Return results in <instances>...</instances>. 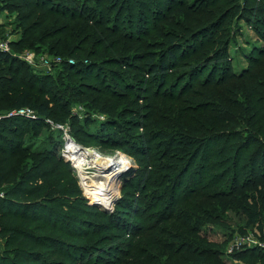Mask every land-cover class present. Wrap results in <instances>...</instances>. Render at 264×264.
Segmentation results:
<instances>
[{
  "label": "trees",
  "instance_id": "obj_1",
  "mask_svg": "<svg viewBox=\"0 0 264 264\" xmlns=\"http://www.w3.org/2000/svg\"><path fill=\"white\" fill-rule=\"evenodd\" d=\"M169 1L173 3L166 1L165 9H138L144 18L139 27L134 21L133 4L134 10L124 11L125 0H105V4L103 0H94L91 7L78 0H2L0 11H7L10 6L20 9L18 25L23 28L25 37L11 43L15 50L37 44L42 48L49 42L47 48L52 53L73 57L86 53L88 58L99 55L104 60L103 65L119 66V69H106L116 75L107 79L103 78L106 70L97 71L101 65L96 60L85 63L78 58L76 64L66 67L68 74L65 76L70 80L61 81L68 96L97 90L105 96L101 100L102 109L119 110V101L115 98L120 94L115 88L124 87L121 74L131 70L158 79L159 86L166 87L160 94L171 103L169 110L178 116L179 123L175 125V133L153 127L152 139L159 140L157 146L166 150L163 156L173 153L171 157L186 164L174 166L171 178L161 183L162 186L166 184L167 193L163 196L167 208L156 214L153 229L151 225H141L140 235L127 242L128 249L122 251L123 257L110 263L230 264L224 258L227 241L213 240L202 228L208 222L216 223L224 218L225 201L219 199L232 196L235 190H239L234 196L237 202L228 204V209L244 214L247 226L257 224L261 230L264 227V169L261 168L260 180L256 167L259 161L264 164V48L259 49V56H251L249 65L240 73L222 63L212 68V73L210 70L204 80L198 79L201 86L210 88L211 95L217 97L222 111L223 105L230 107L229 114L220 115L221 118L215 116L216 119L188 102L202 94L191 87L193 84L181 85L185 79L183 75L174 76L171 83L168 76L181 60L194 54L199 57L188 71L208 68V55L222 52L223 39L200 42L204 51L197 47L188 49L187 41L223 24L229 10L224 9L219 0H195L199 5H193L194 0L192 3ZM201 4H206L207 8ZM261 4L260 10L264 11V3ZM198 13H203L202 18L196 16ZM243 18L247 17L243 15ZM195 19L201 24L194 26ZM262 37L264 39V34ZM112 51L118 55H112ZM217 72L220 75L215 79ZM50 76L36 74L29 64L0 50V114L29 106L41 117L37 120L11 117L0 121V194L3 193L0 195V239L4 240L6 249L4 254L0 253V264H90L82 262L85 259L82 249L89 248L88 245L65 239L84 240L89 236L90 241L97 239L103 223L88 221V217L106 218L104 212L88 205L82 197L76 173L71 164L58 155L56 148L33 149L23 141L25 135L32 140L40 134L41 128L47 125L43 118L70 115L67 106L71 99L62 96L65 101L56 99L55 91L47 87L51 85ZM213 81L215 84L211 85ZM233 98L243 101L232 102ZM131 121L136 126L142 123L137 118ZM195 122L200 128H195ZM241 122L251 125L252 129H244L248 134L236 129ZM228 126L233 127L229 129ZM108 127V123H104L100 130L105 133ZM95 137L80 133V140L85 144L94 142ZM49 139L55 141L53 136ZM153 160L156 170L160 167L159 159ZM192 168L194 173L202 174L185 182ZM247 170L253 175H245L244 182L238 185ZM252 182L256 187L254 194L242 193L241 189L245 190ZM228 186L232 191L225 190ZM109 229L111 225L104 230ZM232 256L257 258L254 264H264V253L256 248L240 250Z\"/></svg>",
  "mask_w": 264,
  "mask_h": 264
},
{
  "label": "rangeland",
  "instance_id": "obj_2",
  "mask_svg": "<svg viewBox=\"0 0 264 264\" xmlns=\"http://www.w3.org/2000/svg\"><path fill=\"white\" fill-rule=\"evenodd\" d=\"M78 1L81 3L85 2L84 4L90 7L95 4L94 0ZM103 1L105 4V0ZM126 1L127 0H125V2ZM166 1L167 4L173 3L169 0H128L126 6H124V11L130 12V10L136 9L134 21H136L137 27H139L144 23V18H142L143 15H141L142 12H140L142 8L152 7L153 9H165ZM188 1L187 3H192V0ZM219 3L224 6V9L229 10V15L223 21V24L217 25L214 29L203 32L201 36L187 41V48L191 49L197 47V50L201 49V51H204L202 49V42H207L212 38H220L223 39L225 43L222 52L208 55L210 56L206 64L208 68H201L190 72L188 70L192 69L194 59L199 56L194 54L189 58H184L174 70L172 69L169 72L170 76H168V80L169 83H171L175 79L174 76L178 74L183 75L185 79L181 81V85H183V83L188 85L193 84L191 87L202 94L188 102L194 103L195 107L203 108L208 114L214 117L217 116L221 118L220 115H227L230 113V107L225 104V106L223 105V109H225L222 111L220 109L221 103L217 100V97L211 95L209 92L210 88L201 86L199 82L204 80V76H206L210 70L212 73V68L216 65L222 63L226 64V67L230 65L235 73H240L249 65L251 56L260 55L259 49L264 48V39L262 37L264 34V11L260 10L262 7L261 3H264V0H219ZM96 5L98 7V4ZM193 5L199 4L195 1ZM201 7L207 8L206 4L203 6L201 4ZM202 14L198 13L196 16L202 18ZM19 15L20 9H16L13 6H10L7 11H0V42H8L9 52L17 56L21 61L29 64L36 74L47 73L51 75L49 79L51 85L47 87H51L52 91H55L54 93L57 94L55 95L57 100L61 99L65 101V98H61L62 96L69 97L72 101L67 106V109L70 111L69 116L63 117L56 114L48 117L51 122H45L47 125L41 128L38 136H34V138L30 140L28 136L25 135L23 141L33 149L41 150L46 147H51V149L56 148L58 155L63 157L64 160L72 166L74 163L73 160L68 155H65V134L69 133L77 141V144H80L82 147H92L97 150L100 155L106 157L123 154L131 161L132 165L129 166L127 172L120 177L117 183L116 194L112 198L107 195V191L97 192L99 193L98 196L96 195L97 193L95 196L90 195L91 193L88 191V187L95 183H103L90 180L92 174L96 172V168L93 167L82 170L73 168L77 177V185L81 188L82 197L86 200L88 205L96 206L101 212H104L106 218H99L97 216L88 217V221L98 224L103 223L101 227L104 228L100 227L101 230H99V237L97 239L90 241L89 236V238L84 240L76 238H72V240H70L71 238H66L65 240L69 242L74 241L75 243L78 242V245H88L89 248L82 249L85 251V254H83L85 259L81 258L83 260L82 262L90 264H111L110 262L117 261L119 257H123L122 251L128 249L127 242L131 239H136L140 235L142 230L141 225H144V227L151 225L150 227L153 229V219L156 214L165 211L167 208L165 205L166 198L163 196V194L167 193L164 190L166 184L162 186L161 183L171 178L169 175L175 172L173 171L174 166L182 167L186 162L171 157L173 153L163 156L166 150L157 146L159 140L152 139V130L154 127L155 129H165L168 132L175 133V125L179 123V118L174 112L169 110L168 104L171 103L167 102V100H164L162 97L166 87L162 88L159 86L160 80L147 77L146 75L144 76V73L142 72L140 74L138 70H131L130 73L121 74L125 85L123 88H115L117 91L119 89V93L117 92V94H120L115 98L119 101V110L108 111L107 109H102L100 106L102 104L101 100L105 98V96L101 92H97V90L96 92L88 90L85 95H79L77 92H74V94L68 96V94L65 93V85L61 81L70 80L65 76L68 74L66 67L76 64L77 61H79L77 60L78 58L85 63L93 62V59L96 60V63L101 65L100 68H97L98 72L106 69H119V66L114 64H109L107 66L103 65L102 62H104V60H102L99 55L94 56V58H88L86 53H77L74 57L63 53H52L47 48L49 42H45L46 44H43L42 48L38 47L37 44L34 47H24L20 50H15L11 43L25 37L23 28L18 25ZM243 15L247 18H243ZM126 21L127 20H123V22ZM154 21L153 19V23ZM191 24H193V22ZM200 24L199 21H194V26ZM194 29H196V27H194L193 30ZM134 30L137 32V29ZM153 33L152 29L151 34L154 35ZM129 42L130 44L133 43V41ZM147 50L144 51L147 52ZM131 51L132 50L129 52ZM111 53L112 55H118V53L113 51ZM29 54L33 56L34 63L32 64L25 60ZM225 54L227 57L224 58ZM57 56L61 57V61L58 63H51L52 66L44 62L45 59L50 60ZM138 63H143V61L138 60ZM124 67L125 66L122 68ZM60 73L63 75L62 79L60 78L62 76L59 75ZM219 73L220 72H217V74H215V79H218ZM115 76V72L111 70H106V72L103 73V78L109 79ZM193 79H195L194 82H192ZM93 83L96 84V82ZM214 84L215 81L211 83V85ZM38 85L40 86L41 82H39ZM157 95L160 97L157 98ZM122 96H124V98H122ZM62 101L59 100V102L63 104ZM235 101L242 102L243 100L241 98H233L232 102ZM177 103L181 102L178 101ZM244 115L247 116V114ZM133 118L139 119L142 123L136 126L135 122L131 121ZM196 122L195 128H200V124ZM104 123H108L109 126L105 133L100 130L101 125ZM193 125L194 123H192V126ZM232 127L228 126L229 129ZM236 129L244 130L252 128L249 123L241 122ZM248 132L249 131L244 130V134H248ZM80 133L86 136H91V134L95 135V141L90 144H85L80 140ZM146 133L147 135H145ZM51 134L53 139L55 138L56 143L49 139V137H52ZM206 153H208V151ZM154 158L159 159L157 164L160 167L156 170L155 167H153ZM207 159H209V157H207ZM164 166H171L172 168L167 169ZM256 167L259 170L258 178L262 180L261 168L264 169V164L259 161ZM194 169L199 170L198 167ZM193 171L192 168L187 172L185 182L193 178L197 179L199 175L202 174L200 173L198 175L197 172L194 173ZM243 175L244 177L239 181L238 185L244 182L246 179L245 175H253V173L247 170ZM116 180L118 179L114 181L116 182ZM199 181H201V176ZM225 190L227 192L232 191L229 186ZM238 191L239 190H235L230 197L219 199L223 203L225 201L226 211L222 213L224 218L216 223L208 222L203 226L202 231L205 233L207 232L215 241H227L224 258L227 259L230 264H254L257 263V258L236 259L233 256V258H231V255L240 251L237 248L231 249L237 235L249 233L258 236L256 231L258 230L257 224L254 226H247V220L244 214L236 213L233 208L228 209L230 204L237 202L234 196ZM241 191L244 194H254L256 187L252 182L245 190L241 189ZM0 195H3V193ZM183 195H185V191ZM168 214H170V212ZM66 219V221H69V218ZM109 225H111V229L104 230L106 227H109ZM259 238H264V236ZM254 248L264 253V249L260 247ZM5 251L4 240L0 239V253L4 254Z\"/></svg>",
  "mask_w": 264,
  "mask_h": 264
},
{
  "label": "bare ground",
  "instance_id": "obj_3",
  "mask_svg": "<svg viewBox=\"0 0 264 264\" xmlns=\"http://www.w3.org/2000/svg\"><path fill=\"white\" fill-rule=\"evenodd\" d=\"M67 155L73 160L72 168L86 169L96 168V172L92 174L90 180L97 181V184L88 187L91 196H95L97 192L107 191L109 197L116 194L117 183L125 174L130 166V160L123 154L115 156H103L92 147L83 148L77 144L69 146ZM87 165V166H86ZM115 179L116 182L114 181ZM97 196L99 193L96 194Z\"/></svg>",
  "mask_w": 264,
  "mask_h": 264
},
{
  "label": "built area",
  "instance_id": "obj_4",
  "mask_svg": "<svg viewBox=\"0 0 264 264\" xmlns=\"http://www.w3.org/2000/svg\"><path fill=\"white\" fill-rule=\"evenodd\" d=\"M1 4H2V0H0V6H1ZM0 50L9 52V43L8 42H6V43L0 42ZM25 60L31 64L34 63L33 56L30 54L25 58ZM60 61H61V57H58V56L53 58V59H50V60L49 59L44 60V62L50 66H52L53 63H58ZM11 117H23V118L32 119V120L41 119L38 112L34 108L29 107V106L13 108L4 114H0V121L3 118H11ZM43 119L47 123L51 122L50 118H43ZM65 136H66L65 137L66 138L65 152L67 153L69 146L73 145V144H77V141L69 133L65 134ZM77 145L81 146L80 144H77ZM83 148H86V147H83ZM66 153H65V155L67 156ZM256 231L258 233V236L253 235V234H249V233H247V234L245 233L243 235H237L235 237V242L233 243L231 249L237 248L238 250H244V249H251L254 247H260V248L264 249V238H261V239L259 238V237L264 236V227L262 230L260 228H258V230H256Z\"/></svg>",
  "mask_w": 264,
  "mask_h": 264
},
{
  "label": "water",
  "instance_id": "obj_5",
  "mask_svg": "<svg viewBox=\"0 0 264 264\" xmlns=\"http://www.w3.org/2000/svg\"><path fill=\"white\" fill-rule=\"evenodd\" d=\"M131 162V161H130ZM132 164L130 163V166H131Z\"/></svg>",
  "mask_w": 264,
  "mask_h": 264
}]
</instances>
